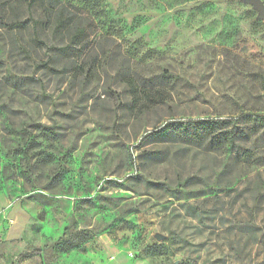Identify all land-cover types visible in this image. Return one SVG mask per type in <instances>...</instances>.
Instances as JSON below:
<instances>
[{"label": "rangeland", "instance_id": "374dc122", "mask_svg": "<svg viewBox=\"0 0 264 264\" xmlns=\"http://www.w3.org/2000/svg\"><path fill=\"white\" fill-rule=\"evenodd\" d=\"M44 4L0 23V264H264L255 5Z\"/></svg>", "mask_w": 264, "mask_h": 264}, {"label": "trees", "instance_id": "16d2710c", "mask_svg": "<svg viewBox=\"0 0 264 264\" xmlns=\"http://www.w3.org/2000/svg\"><path fill=\"white\" fill-rule=\"evenodd\" d=\"M15 1H17L19 3H23L26 5L28 12L30 14L29 19H19L17 16H14L13 18H8V19L4 20V18H5V14H4L5 13V10H4L5 2H4V0H0V23L4 24L10 28H24L28 24V21L31 20L33 25H37L39 23V20L34 17V9H36V7L38 5L39 6H45L44 0H15ZM53 7H55V4H53ZM71 20H72L71 18H69L68 16L65 15V13L62 9H59L56 12V18H55V22H54V30L55 31L61 30L62 28L69 25V22ZM85 30H86L85 26H82V27L80 26L79 28H77L75 38H77L82 33H84ZM36 39L38 42L44 43L43 40L38 36L37 32H36ZM44 66L53 70V67L49 65L48 60L44 63ZM197 122L199 125H204L205 127L215 126L212 121H208V120H204V119H201ZM40 253H41L40 249H35V250L30 251V252L24 253L23 256H32V255H37Z\"/></svg>", "mask_w": 264, "mask_h": 264}, {"label": "water", "instance_id": "95a60500", "mask_svg": "<svg viewBox=\"0 0 264 264\" xmlns=\"http://www.w3.org/2000/svg\"><path fill=\"white\" fill-rule=\"evenodd\" d=\"M250 1L255 5V7L259 11V16L261 18H264V4H263V2L261 0H250ZM165 237H166V235L159 233V232L155 234V238L158 241L164 240Z\"/></svg>", "mask_w": 264, "mask_h": 264}]
</instances>
